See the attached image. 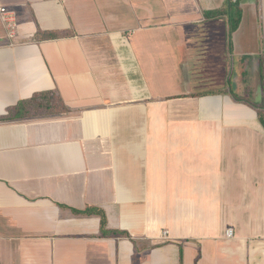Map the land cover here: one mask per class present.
<instances>
[{"label": "crops", "instance_id": "1", "mask_svg": "<svg viewBox=\"0 0 264 264\" xmlns=\"http://www.w3.org/2000/svg\"><path fill=\"white\" fill-rule=\"evenodd\" d=\"M236 1L231 29L229 0H0V264H264V0Z\"/></svg>", "mask_w": 264, "mask_h": 264}, {"label": "built area", "instance_id": "2", "mask_svg": "<svg viewBox=\"0 0 264 264\" xmlns=\"http://www.w3.org/2000/svg\"><path fill=\"white\" fill-rule=\"evenodd\" d=\"M0 20L2 21L3 25L9 29H13L16 24L14 13L5 6H0ZM232 234V228L229 227L225 230L226 238L232 237ZM162 235L165 237L167 235V231L163 230Z\"/></svg>", "mask_w": 264, "mask_h": 264}, {"label": "trees", "instance_id": "3", "mask_svg": "<svg viewBox=\"0 0 264 264\" xmlns=\"http://www.w3.org/2000/svg\"><path fill=\"white\" fill-rule=\"evenodd\" d=\"M222 11V9L221 10H213V11H211V12H209L208 13V15L209 14H218V13H220ZM236 25H237V23L235 22H231L230 23V28L231 29H234L235 27H236ZM259 116H260V120H261V122L263 123V125H264V110H262L260 113H259ZM85 213H95V214H98V215H100L101 216V233L102 234H107V233H111V232H108V231H106L105 229H104V225H105V223H106V221H105V215H104V212H102L101 210H98V209H96V208H87V209H85ZM113 233V232H112Z\"/></svg>", "mask_w": 264, "mask_h": 264}, {"label": "rangeland", "instance_id": "4", "mask_svg": "<svg viewBox=\"0 0 264 264\" xmlns=\"http://www.w3.org/2000/svg\"><path fill=\"white\" fill-rule=\"evenodd\" d=\"M229 1L230 2H226L225 4L226 15H228V17L232 19L231 20L232 23L239 22L242 15V10L239 7V2L236 0H229Z\"/></svg>", "mask_w": 264, "mask_h": 264}]
</instances>
